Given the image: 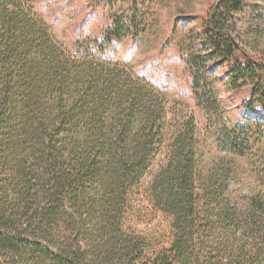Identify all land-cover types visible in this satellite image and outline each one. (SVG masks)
Wrapping results in <instances>:
<instances>
[{"label": "trees", "instance_id": "16d2710c", "mask_svg": "<svg viewBox=\"0 0 264 264\" xmlns=\"http://www.w3.org/2000/svg\"><path fill=\"white\" fill-rule=\"evenodd\" d=\"M249 1L215 0L186 62L194 106L215 120L218 150L236 157L264 121V63L234 36L233 14ZM37 2L0 0V264H264V207L240 205L234 177L199 169L193 110L171 112L163 86L108 61L142 32L137 11L75 48L53 37ZM221 66L230 89L249 87L244 122L216 118L208 75ZM151 170L148 195L173 235L148 256L125 218Z\"/></svg>", "mask_w": 264, "mask_h": 264}, {"label": "rangeland", "instance_id": "374dc122", "mask_svg": "<svg viewBox=\"0 0 264 264\" xmlns=\"http://www.w3.org/2000/svg\"><path fill=\"white\" fill-rule=\"evenodd\" d=\"M214 1L38 0L36 9L53 37L63 46L75 48L81 36H100L113 17L137 11L142 32L116 42L108 52V61L136 76L145 74L163 86L160 92L171 112L193 110L199 169L234 177L228 189L232 197L242 206L255 199L264 207V121L261 129L249 126L248 142L252 148L245 156L228 155L217 148L219 131L215 120L195 107L191 98V71L186 62L199 46L197 38L202 34V21ZM233 23L241 50L252 60L264 63V0H250L242 11L233 14ZM225 70V66L218 67L208 75V81L217 95V120L221 118L227 125H233L245 121L242 102L248 99L249 87L230 89L222 76ZM152 173L151 170L141 179L125 218V226L148 242V256L169 247L173 235L170 217L157 210L148 195ZM233 263L240 261L235 259Z\"/></svg>", "mask_w": 264, "mask_h": 264}]
</instances>
